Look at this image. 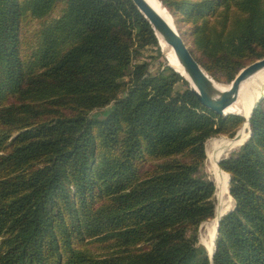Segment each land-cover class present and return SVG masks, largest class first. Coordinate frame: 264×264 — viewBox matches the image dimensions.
Wrapping results in <instances>:
<instances>
[{"label":"trees","instance_id":"16d2710c","mask_svg":"<svg viewBox=\"0 0 264 264\" xmlns=\"http://www.w3.org/2000/svg\"><path fill=\"white\" fill-rule=\"evenodd\" d=\"M161 3L216 81L264 57V0ZM28 17L42 20L31 51ZM147 47L159 55L130 0H0V264H264V98L218 163L234 207L210 262L195 245L215 210L205 143L245 119L166 65L149 72Z\"/></svg>","mask_w":264,"mask_h":264},{"label":"water","instance_id":"95a60500","mask_svg":"<svg viewBox=\"0 0 264 264\" xmlns=\"http://www.w3.org/2000/svg\"><path fill=\"white\" fill-rule=\"evenodd\" d=\"M130 1L132 2L133 6L137 9V11L141 14V16L149 24L156 39L158 40V37H160L161 40L172 49V52L176 57V60L185 76L181 75L179 71L174 69L168 63L167 66L171 68L175 73H177L187 83L188 89L194 94L197 101L208 110L214 112L215 114L220 116H226L227 114L225 113V110L229 108L232 104H234L237 100L240 85L252 75L264 69V57H262L241 68L235 75L233 80L227 85V88L221 89V83L215 81L210 75H208L206 71L195 60L190 49L187 47L184 40L181 38L172 16L160 3L159 0H157L159 2V10L157 8H154L147 0ZM161 10H164L165 14L161 13ZM263 98L264 94L260 96L255 102L250 111L249 116L246 118V122L241 126L243 130L244 128L247 129V137L241 145H243L246 140L250 137L248 120L252 115L254 109L256 108L257 104ZM237 134L238 132L236 133V135ZM219 162L220 160L217 161V164ZM226 175L227 183H229L230 178L228 174ZM222 216L223 215H220L217 219L216 230L213 240V249L208 255V259L210 262L212 260V254L215 248V239L218 230V223Z\"/></svg>","mask_w":264,"mask_h":264},{"label":"bare ground","instance_id":"6f19581e","mask_svg":"<svg viewBox=\"0 0 264 264\" xmlns=\"http://www.w3.org/2000/svg\"><path fill=\"white\" fill-rule=\"evenodd\" d=\"M147 1L154 8H157L159 10L160 7H159V2L157 0H147ZM161 13L165 14V11L161 10ZM157 42L159 44L160 49L163 51L164 55L167 57L170 63L169 65L172 66L177 71H179L181 75L185 76L176 60V57L172 52V49L166 43H164L160 37H158ZM220 85H221V89H225L227 88L228 84L225 85L220 84ZM263 94H264V69L255 73L240 85L236 102L232 104L229 108H227L225 110V113L227 115L228 114L239 115L242 118H244L246 122V118L249 116L253 105L258 100V98ZM245 130L247 129L244 128L243 130L240 127L239 131L243 133ZM246 137L243 138V136H241L239 133L233 139H227L224 137L217 139L214 138L205 144L206 159L207 161H209L211 170L213 171L214 174V178L217 186V198H218V202L215 209V216L212 219V221L207 223L208 226H210L211 228V232L209 231L210 232L209 243H206V241L204 242L207 255H209L213 249V240L216 230L217 219L220 215H223L226 212L225 211L226 203L227 202L231 203L232 201L227 190L228 189L227 175L223 173L221 169H219L217 161L224 152L231 150L232 148H235L237 146L239 147L242 144V142H244Z\"/></svg>","mask_w":264,"mask_h":264},{"label":"rangeland","instance_id":"374dc122","mask_svg":"<svg viewBox=\"0 0 264 264\" xmlns=\"http://www.w3.org/2000/svg\"><path fill=\"white\" fill-rule=\"evenodd\" d=\"M159 1L161 3V0H159ZM58 14H59V10L58 9L57 10L54 9L48 16H46L42 20L43 21H50V19H53V18L57 17ZM42 20H40V19L39 20H36V19H32V18L28 17V18L25 19V21L22 24V36L25 39L26 44H29V45L31 44L32 45L30 51L32 50V48L34 46V31L40 27V23H41ZM175 25H176V23H175ZM178 32H179V30H178ZM184 42H185V44L187 45L188 48H191L192 47L190 40H187V41L184 40ZM139 61H145L146 63H148L149 64V72H151V73H155L158 69L161 68L162 65H166L167 66V63L170 64L169 61H168V59H167V57L164 55L163 51L162 50H159V55H158V54H156L155 49L153 47H147L143 51L142 56L140 57ZM219 83L225 85V84H229L230 82L229 83L219 82ZM186 85H187V83H186ZM187 88H188V86H187ZM183 89H184V86L183 85H181L179 83L175 85V90L176 91H181ZM109 109H110V106H107L106 108H104L102 110L93 111L92 112V115L95 116V117H102V116H104L109 111ZM239 130H240V128L236 131V133L237 132H238V134L240 133V135L243 136V138H245L246 135H247V130H245L243 133L241 131H239ZM236 133H235V135H236ZM222 137L227 138V139H233V137L232 138H228L226 136H216V137H212V138L208 139L206 141V143L208 141L214 139V138L217 139V138H222ZM239 147L237 146L235 148H232L231 150H228V151L224 152L225 154L223 153L222 156L219 157V160L221 161L222 159L227 158L229 156V154L234 153L235 151H237V149ZM223 173H225V172H223ZM200 174L204 175L207 180L212 181L213 184H214L215 192H216V193L214 192V202H215V209H216V205H217V202H218V198H217V186H216V181H215V178H214L213 171L211 170L210 163H209V161H207V159H205V161L203 162V164L200 167ZM225 174H227V173H225ZM227 188H228V185H227ZM233 207H234L233 200L231 201V203L230 202H227L226 203V210H225L226 212L223 215H225L226 213L232 211L233 210ZM214 216H215V210H214ZM212 219H209V220L201 223L199 225L198 229H197V236H196L197 243L195 245H196V247L198 249L199 248L200 249H204V251L206 252V254H207V251L205 250L206 248L204 246V242L206 241V243H209V234L211 232V228H210V226H208L207 223H209L210 221H212ZM207 257H208V255H207Z\"/></svg>","mask_w":264,"mask_h":264}]
</instances>
